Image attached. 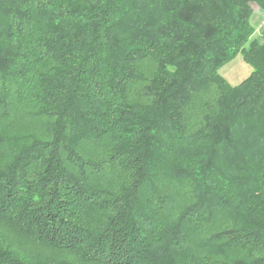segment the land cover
I'll return each mask as SVG.
<instances>
[{
	"label": "trees",
	"instance_id": "trees-1",
	"mask_svg": "<svg viewBox=\"0 0 264 264\" xmlns=\"http://www.w3.org/2000/svg\"><path fill=\"white\" fill-rule=\"evenodd\" d=\"M252 5L0 0V264H264Z\"/></svg>",
	"mask_w": 264,
	"mask_h": 264
},
{
	"label": "rangeland",
	"instance_id": "rangeland-1",
	"mask_svg": "<svg viewBox=\"0 0 264 264\" xmlns=\"http://www.w3.org/2000/svg\"><path fill=\"white\" fill-rule=\"evenodd\" d=\"M252 10H253L252 23L256 28V35L260 36L264 28V12H262L255 5H252ZM250 72H251V67L243 61L240 54H238L232 61L223 65L219 69V74L222 77H224L227 80V82L231 85L239 84L250 74ZM0 233L5 234L7 236L8 235L11 236V233L3 231L1 227H0ZM16 241L18 240H15V242ZM35 252H37L40 255H47L46 253H48V250L39 248V249H35Z\"/></svg>",
	"mask_w": 264,
	"mask_h": 264
}]
</instances>
